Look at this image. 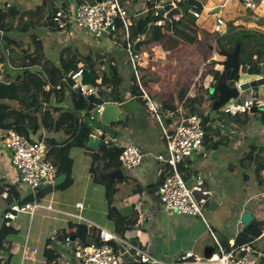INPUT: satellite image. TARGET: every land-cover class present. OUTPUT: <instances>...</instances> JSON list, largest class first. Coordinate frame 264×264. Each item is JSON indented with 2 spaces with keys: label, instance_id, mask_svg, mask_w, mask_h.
Instances as JSON below:
<instances>
[{
  "label": "rangeland",
  "instance_id": "rangeland-1",
  "mask_svg": "<svg viewBox=\"0 0 264 264\" xmlns=\"http://www.w3.org/2000/svg\"><path fill=\"white\" fill-rule=\"evenodd\" d=\"M162 1L163 3H169V1L172 2L173 0ZM235 1L238 2L237 5H234ZM61 3L62 2L58 0V2L55 4L56 7H63ZM0 4L3 7H16L20 12V14L13 19L12 26L16 28H24L23 25L34 23L36 20L44 23L43 26H38L37 28L36 26L32 27V29H29L26 33H21L22 30H20L17 34L18 36H16L17 38L19 37L18 40L21 44L20 47H16L13 44L7 45L6 41L3 40L0 34V41L2 42L3 48L6 49L5 54L7 57V64L15 71V73L22 74L23 72L21 70L22 63L24 62V60L22 59L23 53H27L32 56H43L44 60L38 59L37 62H41L42 66L45 67H48L51 64H59L62 54L66 57L70 56L69 54H74L76 52L83 55H90L93 61L97 63L96 68L99 71L100 76L104 71L109 72V65L111 62H114L120 71L122 80L121 97L123 100V115L121 116V119L125 121L128 116L130 120L127 130L122 128L123 124H113L112 126L104 128L106 129L108 137H110L111 139H116V141H113L114 143L110 144V147L112 148L113 145L121 146L122 144L127 143L126 136L131 135L136 139L135 141L137 145L142 148H149V144L147 142L148 137L150 142H152L155 152L151 156L147 155L144 162H146V160H149L150 158L156 160L155 157L157 156V153L166 151V142L164 140L162 129L157 121L156 115L150 112L142 102V100L144 101L146 99H144V95L141 92V89L138 88V86L134 90L136 91V94L133 98V93L130 88L133 85V78L135 77L134 69L129 62V57L123 47L118 46L119 44L114 40L109 41L110 38L107 36V34H104L101 37H90L86 32L79 29L72 31V33H69V35L65 32L51 31L52 24L49 19V17L51 16V12L46 13V7L49 8V4L44 0H2ZM164 5H166V3ZM196 5L202 7L200 11L201 17L194 23L189 22L188 24L184 25L185 34H179L178 36L171 37V33L167 32L165 35V39L148 44L147 48L142 53L143 58L139 61V71L140 77L142 76V86L152 99L153 103H155V105L158 104V107H156L163 120L165 116L164 114H167L169 116L171 112H186V110L188 109L187 106L190 103L191 98L193 97H197L200 100H203V104H201L200 107L201 110H204L205 112L209 111L210 104L207 94H211V90L213 87L211 86V84H214L215 82V79L212 77V71L214 70L213 67L215 66L214 60L219 58L224 60V58L219 54V36H217L214 32V26L218 18L228 20V22H225H227L231 26H235L237 29L236 33L239 36L244 31L251 30L250 28L252 25H260L264 27V15L262 13V9H264V0H257V10L246 8L239 0H199L198 4ZM125 7L130 15L134 14L135 8L148 9L146 0H139V2L135 5L132 4V0H127L125 2ZM218 7L221 8L220 12L214 13V10ZM4 9L7 11L8 7ZM36 10L38 13L40 11V14H37V16L36 14L35 16L31 15L35 13ZM253 18H257V20ZM198 24L200 25V27H203L205 29V33L202 29H200L199 32L197 30L193 31L192 29H190L192 25L194 26ZM196 36H202V38L198 40ZM6 45L7 47H4ZM2 54V51H0V58L2 57ZM152 55H155V58L157 60H148V57ZM98 62H103L104 64H98ZM0 64L2 63L0 62ZM144 67L145 69L143 70ZM219 70H222V67L219 66ZM3 73H5V67ZM145 78H149L148 80H151V86L153 87H150L145 83ZM183 93H185V95L182 97ZM8 96L11 95H6V97H4V102L6 103V112L9 115L5 116V118L2 119L1 122H7L4 123L5 125H12L14 112L22 109L24 103L20 98L19 100L17 98ZM256 97L257 96H253V93L251 94V91L249 90L245 92V94H242L237 100H243L246 98L252 100ZM259 99L263 100L264 94H259ZM237 100H232L230 104L232 106H236L235 101ZM147 104L149 103L147 102ZM165 107H167L168 109H165ZM161 110L163 111V113ZM93 116L95 117L94 128H101V119H99V117H97V115L95 114H93ZM218 120H228V116L217 118L214 121H211V123L217 122ZM208 128L209 134L214 132L212 124L209 125ZM65 136L66 134L62 132L56 133L44 129H42L39 134H36V137H44L46 139L49 138L57 140H61V138ZM140 147L138 148L141 149ZM71 150L72 156L76 160V172H79L82 177L85 173V169L86 173H88L90 165L92 164V158L90 155L85 154L84 152L86 151H83L82 148L71 147ZM248 150L249 148H247V151ZM142 151L145 152L144 150ZM214 152L215 153L213 156L220 155V157H216L214 159V165H219L222 162L223 166L219 169L217 184L211 181V176L216 169V167L213 166L210 162L211 158L208 160V169H200L195 166L196 160L199 158L195 155L193 157V166L192 168H190V172H187L186 174L194 175L197 171H199L200 173H202L199 175L202 178H205V182L207 180L208 184L210 183L212 187L211 202H215L218 207L215 210H211L210 206H208L203 210V214L207 224L215 229L214 231H216V235H218L219 238L222 239V237H226L227 234H233L236 224V214L239 213L242 208L244 210L248 209L252 212L253 208L251 207H253L254 205H258L260 208H262L264 204H262L263 202L260 200V198L256 197L255 195H253L255 198L251 199L246 192L247 186L245 184L248 182L245 181L244 175L247 174L248 176H251L254 174V171L251 168L249 169V167H243V165L248 166L249 163L245 162L242 163V165L241 163H235L232 165V158L229 156H225L226 152H236V150L233 149L232 143H227L223 146L220 145L219 149L215 150ZM238 152V157H241L243 155V151ZM204 154H207V156H209L208 152L206 151L204 152ZM223 157L224 160L222 159ZM157 164L160 168L158 162ZM229 167H232V169H230ZM134 170L126 172L124 174L127 177ZM98 178L99 176L96 180L94 178L91 181V185L89 188L85 184V179L83 181V179L79 177L76 186L68 188L66 190L59 188H50L47 194L42 199L36 201L40 204L46 205L49 203V200L51 198H53V200L55 201L70 199L75 202L77 200H80V202H84L86 204L87 211L91 213L89 214V216L94 218V220H96L97 222L99 221V223L101 224H108L106 222L109 221V212L106 208V200L110 183L102 180L101 178H99L98 180ZM209 180L212 182V184ZM120 181L122 180H119L118 182L120 183ZM186 182L188 185H191L195 182V178L193 176L188 177L186 178ZM85 185L88 189H90L89 195L87 196V198L91 199L92 201L89 202L90 205L84 199V197H86ZM93 188L96 189L95 192ZM19 190L21 192H29L28 189L21 183L19 185ZM45 190L47 189H44V191ZM38 192L39 191L35 193L36 199L38 197ZM8 203L10 207L11 203L9 201ZM67 203L70 202L68 201ZM54 206L58 207L56 204ZM71 208L72 211H76L75 208ZM4 210L5 205L0 199V218L4 215ZM80 211H82L83 215L84 213L85 215L87 213V211H84V209ZM168 213L175 217V219L178 218L180 220H187L193 218L186 215H179L174 212ZM18 215L20 216V219L16 221L15 224H20V226L22 227V234L27 233L28 227L31 226L30 235L32 234L33 237L40 230L44 232L45 230L52 229V233L55 234L54 231H56V222H54L53 218L55 216L63 217L60 214L48 212L47 210L41 208L36 210L35 220L33 219V221L30 220V212H21L18 213ZM199 219H197L196 222ZM82 224L85 226H89V224L85 221L82 222ZM42 226L44 227L42 228ZM108 231L112 232V229H109ZM55 238L57 237L54 236L53 239L55 240ZM204 244H210L211 247H215L216 249V245L214 244L213 239L208 234L205 238V241L202 242L196 250V253L198 255L203 256L204 251H202L201 249L202 245ZM119 249L123 256H125L122 259L127 262V259H130L133 253L126 246L120 245ZM160 259L163 262H174L177 260L164 257ZM133 262H135L134 258Z\"/></svg>",
  "mask_w": 264,
  "mask_h": 264
},
{
  "label": "built area",
  "instance_id": "built-area-1",
  "mask_svg": "<svg viewBox=\"0 0 264 264\" xmlns=\"http://www.w3.org/2000/svg\"><path fill=\"white\" fill-rule=\"evenodd\" d=\"M147 4H151L154 0H146ZM187 0H173L170 2L172 7L184 6ZM246 8L257 10V0H239ZM154 16L157 18L154 21L155 27L163 28L166 25L165 19L160 18V9L164 8V4L154 3ZM167 5V4H166ZM191 14L199 19L201 14L196 10H191ZM51 23H54L59 30L65 32L69 29L70 32L75 29L86 32L90 37H101L107 34L112 40L116 41L119 46L123 47L129 57V62L133 66L134 76L137 81L138 88L147 100L148 108L156 115L157 121L162 129V134L166 142V152L155 157L160 164L162 174V182L159 184L156 194L163 205L169 211L179 215L188 217H198L205 220L203 210L211 205L212 190L205 183V178L200 175L185 174L182 167H186V163L196 155L201 154L205 140L209 133L205 129L202 119L198 115H188L185 112H171L168 116L169 124L161 118L158 109L153 103L150 96L145 91L141 83L139 61L143 58L142 54L134 49V42L131 40V30L135 23V17L130 16L127 9L124 7L122 0H98L93 3L91 0H76V3L70 6L60 7L55 14H51ZM227 23L224 19L218 18L214 27V32L217 34H225ZM126 42V46L121 41ZM83 69L80 68L72 79L75 81L74 88L82 96L95 94L98 96L100 81L97 80L95 87L83 85L81 83ZM4 65L0 64V82L4 81L2 74ZM46 92L52 89L50 84L45 87ZM108 104H96L90 112L91 116L85 118L94 121L97 115L99 119L104 111V106ZM119 104V103H115ZM236 106H230L223 109V113L232 112ZM256 108L257 113H264V101L258 99H247L240 104L236 109L239 114H251V111ZM176 120V121H174ZM101 131H98L97 136L100 137ZM3 149L10 155L11 166L17 171L20 183L29 191V194H35L41 189H48V185H53L58 177L55 162L50 155V147L43 137L39 141H31L18 127H9L5 129L3 135ZM113 140L108 135L103 140L107 147ZM145 154L141 149L134 145H126L121 155V163L124 173L130 172L143 165ZM110 162V152L100 159L101 172L106 173V166ZM193 176L195 182L188 185L186 178ZM261 180V191L258 198L264 202V169L259 173ZM6 189V188H5ZM5 200L11 204L9 210L5 213V220L8 222L15 221L18 213L30 212L34 215L37 209L42 208L36 203H21L20 198L12 193L5 191L3 193ZM77 208L82 210L83 205L78 204ZM51 209V208H49ZM68 216L76 217L81 223L85 220L81 216L68 214ZM206 221V220H205ZM89 228H94L97 233L96 237L89 245H80L75 252L77 260L81 264H122L123 254L119 250V246H126L134 252L139 264H161L160 261L151 256L146 249L134 248L128 244L127 240L116 233L109 232L104 228L95 226L91 223ZM68 231V230H67ZM209 232L215 241L216 249L214 255L210 259L199 257L192 252H187L181 261H190V264H260L264 259V253L253 248L252 244H244L227 250L215 233L209 228ZM72 230L66 233L67 236L72 235ZM246 252L245 257H241V253ZM23 256L31 258V251L25 247Z\"/></svg>",
  "mask_w": 264,
  "mask_h": 264
},
{
  "label": "crops",
  "instance_id": "crops-1",
  "mask_svg": "<svg viewBox=\"0 0 264 264\" xmlns=\"http://www.w3.org/2000/svg\"><path fill=\"white\" fill-rule=\"evenodd\" d=\"M60 1L62 2L61 4L63 7L70 6L76 3V0H60ZM126 1L127 0H122L124 7H125ZM198 1L199 0H195L196 3H198ZM138 2L139 0H132L133 5L137 4ZM159 2L160 4L163 3L162 0H160ZM165 3L167 4L168 2H164L163 4ZM48 4L50 5L49 2ZM237 4L238 2L235 1L234 5H237ZM7 7L9 6L3 7L0 4V9H4ZM46 8L48 9V7ZM218 8L221 10L220 7ZM218 8L214 10V13H216V10ZM148 11H149V5H148V9L147 8L146 9L135 8L134 14L133 15L129 14V15L138 19L141 16L145 15ZM262 13L264 15V9H262ZM35 14L37 16V14H40V11L38 13L36 10L35 13L31 15L35 16ZM253 19L257 20V18H253ZM225 21L228 22V20L226 19ZM12 23H13V19L8 18V17L3 18V20L0 21V34L3 40H5L4 37H8L12 40L10 45L13 44L16 47H20L21 44L18 40L19 37L18 38L16 37L18 36L17 34L19 33L20 30H22L21 33H26L28 32L29 29H32V27L30 26V27H24V28L19 29V28L12 26ZM34 23L36 24L35 25L36 28L38 26H43L44 24L40 22L39 20H36ZM258 28H261L260 30L264 31V27L260 25L258 26L252 25L250 29H258ZM190 29H192L193 31L197 30L198 32L200 29H202L204 30L203 32L205 33V29L203 27H200L199 24L194 25V26L192 25ZM196 37L198 40L202 38V36H196ZM111 40L112 39L110 38L109 41ZM155 57H156L155 55L149 56L148 60H154L156 59ZM0 60H2V57L0 58ZM214 61H215L214 62L215 66L213 67L214 70L212 71L213 72L212 77L216 79L215 76L217 75V73L222 72V70H219L218 62L223 61V60L219 58ZM2 64L4 65V63ZM254 64L255 65L257 64V60L254 61ZM144 69L145 67L143 68V70ZM254 70H258V69H254ZM259 70H261L260 76L239 75L240 76L239 83L251 82L254 80H258L259 78H264V65H262ZM4 75L5 73L2 74L3 80L8 82V80L4 78ZM145 79H146L145 83L148 84L150 87H153L151 86V80H148L149 78H145ZM252 93H253V96H257V98L259 99V94H264V86L251 90V94ZM135 94H136V91L134 93V96ZM262 101H264V99ZM142 102L144 101L142 100ZM119 105L121 106V109H122V105L121 104ZM156 106L158 107V104H156ZM62 107H64L66 110L70 109L68 100H66L62 104ZM147 109H148V105H147ZM148 110L150 111V109ZM164 115L169 120L167 114H164ZM260 115L261 113L259 114L256 113V114H251L249 116L244 117L243 114H241L238 116L237 122H235V121H232L230 114H227V115L225 114L223 116L224 117L228 116V120H223V121L218 120L217 122H214V123L210 122V125L212 124L214 128V132L209 134L208 137L206 138L204 148L201 154L197 155V157L199 158L196 160L195 166L200 169H208V164H209L208 160L211 158V161H210L211 164L216 167V169L213 172V175L211 176V181L213 183L217 184L219 169L223 167L222 162L219 165L217 164L214 165L213 163L216 157L217 158L220 157V155L213 156L215 153L214 151L218 150L220 145L223 146L227 143H232L233 149L236 150V152H232V153L226 152L225 156H229L232 158V162H231L232 165L235 163H241L242 165V163L248 162L249 165L248 166L243 165V167H249V169L251 168L252 170L254 167L253 159L248 157V154L252 151H255L256 153L260 152L261 154L264 155V124L261 121ZM245 119H247V121L246 123H243L245 122ZM83 120L86 121L85 118ZM211 121H214V120H211ZM168 122L169 121H167V123ZM4 123H7V122H4ZM241 123H243V125H241ZM128 126H129V121L127 125L124 127L122 126V128L127 130ZM4 133H5V129L4 128L0 129V138H1L0 179H3L4 183L7 185L9 184L19 185V175L17 171L14 170L11 166L10 155L6 150L2 148L3 147L2 140H3ZM65 138L66 137H62L61 140H65ZM34 139H38V137H36L35 135ZM126 139H127V143H124L119 147L126 146L127 144L129 145L134 144L140 147L139 145H137L135 141L136 139L133 138V136L127 135ZM112 140L116 141V139H113V138ZM147 142L149 144V148L147 149L142 148V147L140 148L145 151V154H149L151 156L153 155L155 150L153 148L152 142H150L149 140V137H148ZM247 148H249L248 151H247ZM83 151H86L84 153L87 155H90L92 158V153H91L92 151L88 149H83ZM205 151L208 152L209 156H207V154H204ZM238 151H243V155L241 157H238L239 155ZM165 152L157 153V156L159 154H164ZM71 157L73 158V161H74V166H73L74 183L70 188L77 185L79 177L83 179V181L85 179V184L87 185V187L90 188L91 181L95 178L90 171L91 165L88 170V173H86V169H85V173L81 177L79 172L78 173L76 172V169H75L76 160L72 156V150H71ZM152 159L153 158L146 160V162H144L143 165L135 169L132 173H130L129 176L126 177L125 175V178L122 181H120V183L118 181H115L114 184H110V187L112 186L114 190L112 192L111 199H109V190H108V195H107V200H106L107 202L106 208L108 212H109V207L112 206V208L118 211L121 215L131 220L133 224L125 232L123 237L127 240L128 244H130L132 247L146 249L151 254V256L157 259L158 261H160L161 264H190V261H185V262L181 261V258L187 252H192L195 255L204 258V256L210 254L211 250L215 247H211L210 244L202 245L201 250L204 251L203 256L198 255L196 253V250L201 245V243L205 241V238L208 234L212 238L209 232V228L214 233L216 232L214 231L215 229H213L210 225H208L205 220L199 219L198 217H193L187 220H180L177 217H176L177 219H175V217H173L171 214L168 213L169 211H167L162 206L156 194V190L163 179L162 178L163 171H161V167L159 168L156 160L154 159L152 160ZM222 159L224 160V157ZM186 165H187L186 168H188V171L190 172V168H192L193 166V158L189 161V163L187 162ZM229 168L232 169V167H229ZM100 169H101V166H100ZM107 172H111V170ZM103 174L105 173H102L99 175V178H101L102 180H104L102 178ZM196 174L199 175L202 173L197 171ZM244 178H245V181L248 182V183L245 182L246 183L245 185L247 186L246 192L249 195V197L251 199L255 198L253 195L258 197V194L261 191L260 177L259 176L256 177L254 173L251 176H248L247 174H245ZM205 183H207L206 185L209 187V189L212 190V187L210 183L208 184L207 180ZM86 185H85L86 197H84V199L90 205L89 202H92V201L91 199L87 198V196L89 195L90 189H88ZM93 190L94 192L96 191L95 188H93ZM20 194H21L20 196L21 203L29 195L33 197L35 196V194H29V192H26V191L25 192L20 191ZM0 199L5 205V210L3 212V214L5 215V213L8 210L9 203L7 200H5V197L3 198L1 196V194H0ZM68 201L72 204L67 203ZM35 203L40 204L39 202H35ZM55 204L58 207H55L54 206ZM78 204H82L84 211H87L86 204L84 202H80V200H77L75 202L70 199L62 200V201H55L53 200V198H51L48 204L46 205L40 204L42 206L41 209H45L48 212L60 214L63 216V217L55 216L53 218L54 222H56L55 228L57 232L54 231L55 234L52 233V229L45 230L44 232L40 230L33 237L32 234L30 235L31 226L28 227L27 233L22 234V227L20 226V224H17V223L15 224V222L20 219L19 215L17 216V219L15 221L7 222V226L14 228L17 232L15 234L9 235L7 239L4 241V243L2 244V247L0 246V258L4 259L3 264H81L75 256L76 249L81 245L80 240H77L79 238L78 236L80 232L79 227L80 226L86 227V230L92 239L91 241L95 239L92 233L96 235L97 231L96 230H94V232L90 231L92 230L91 228L83 225L76 217L68 216V214L75 215V216H81L85 220L86 223H91L95 226H99L101 228L106 229L107 231L109 229H112L113 233H115L116 226H115V223L111 220L106 222L108 224H105V223L101 224L99 223V221L97 222L96 220H94V218L89 216V214L91 213L88 211L86 215L85 213L83 215L82 211H80L77 208ZM262 204H264V202ZM71 207L75 208L76 211H72ZM217 207L218 205L216 204V208ZM251 208H253L252 212L248 209L244 210L242 208L241 211L236 214L237 216L235 219L236 224L234 227L233 234H227L226 237L223 236L222 238H225L226 240H228L231 246L232 244H235V240L237 236L245 229L241 223L242 214L244 212H249L254 215L257 221L263 222V226L260 227L262 229V235L259 238L255 239L252 245L253 247L255 246L257 247V248L255 247L257 251L264 253V206L260 208L258 205H254ZM4 215L0 218V226L3 223V221H5ZM35 216H36V212L34 213L33 216L29 215L30 220L31 221H33V219L35 220ZM197 219L199 220L196 222ZM43 227L44 226H42V228ZM70 230H72L73 234L71 235V238L69 240H65L64 238L66 236V233L70 232ZM52 236L53 237L56 236L57 238H55L54 240ZM216 237L218 238V240H221L218 235H216ZM72 238H75V239H72ZM213 242L215 244L214 239H213ZM25 247H27L31 251V258H25L23 256ZM132 253L133 254L131 255L130 259H127L128 260L127 262L123 259L122 264H132V263L139 264V262H137V259L134 255V252ZM124 257L125 256H123V258ZM163 257L169 258V259H177V260L174 262H171V261L163 262L160 259ZM133 258L135 262H133ZM260 264H264V259L262 260V262H260Z\"/></svg>",
  "mask_w": 264,
  "mask_h": 264
},
{
  "label": "trees",
  "instance_id": "trees-1",
  "mask_svg": "<svg viewBox=\"0 0 264 264\" xmlns=\"http://www.w3.org/2000/svg\"><path fill=\"white\" fill-rule=\"evenodd\" d=\"M2 0H0L1 2ZM45 2H49V8L47 9L46 13L51 12L55 14L60 7H56V3L58 0H44ZM93 3L97 2L98 0H91ZM160 0H154L153 3L149 5V11L141 16L140 18L135 20L134 26L131 30V40L135 42L139 37H141L148 29L150 24L154 23L157 19L154 16V3H160ZM170 2L164 6L163 9H160V18L165 19V14L170 10ZM187 5L191 6L192 10H196L201 13L202 7L196 5L198 3L195 0H187ZM9 8V7H8ZM194 8V9H193ZM11 18L14 19L16 16L9 14L8 10L0 9V21L3 18ZM51 20V17H50ZM197 20L190 12L180 18L177 22V26L175 31H172L171 24L166 21V25L163 28L155 27V31L153 33V38L151 42H157L159 40L166 38V33L170 32L171 37L178 36L179 34H185L184 25L188 24L189 22L194 23ZM51 31L53 32H62L58 29V27L51 23ZM36 24L32 23L29 25H23V27H34ZM231 31L226 32L223 35H219L218 37V48L220 50H224L227 53H233L235 51L236 45L239 44L241 46L240 51V62L242 65H246L249 68L253 69H260L262 65H264V31L258 29H251L244 31L240 36L237 35L236 27L231 26ZM184 32V33H183ZM66 33H71L69 29ZM183 36V35H182ZM189 37V36H187ZM7 45L11 44V39L8 37H4ZM121 41V40H119ZM124 46H126V42L121 41ZM149 42V43H151ZM172 42V41H171ZM4 46V47H7ZM5 50L3 48L2 42L0 41V51H2V60L1 63H4L5 67V75L4 78L8 80L0 82V129H7L9 127H18L29 140L31 141H39L42 137H38V139H34V136L38 134L42 129L56 132V133H64L66 134L65 140H57V139H46V143L50 147V155L55 162L57 175H67L66 182L59 187V189H68L70 188L73 183V166L74 161L71 157V147H78L82 149H88L87 143L88 139L92 134L94 128V121H90L86 119L83 120L84 115L86 117H90L91 113L88 112L89 102L86 97L82 96L78 91L74 88L75 81H73V75L79 71L80 68H86L91 72L95 73L98 76V80L100 81L99 84V92H98V100L96 104H103L105 102L108 103H119L123 105V100L121 97V74L118 67L115 65L114 62H111L109 67V72L104 71L103 74L100 76L99 71L97 70L95 63L90 55H83L81 53H74L69 54L70 56L66 57L62 54L59 64L57 65H49L48 67L42 66L41 62H37L38 59H43L41 55H30V54H22V59L24 62L22 63L21 70L23 71L22 74H17L15 71L8 66L7 64V57L5 54ZM256 58V59H255ZM257 60V64H254V61ZM104 64L103 62H98V64ZM33 67H39L42 69V72H31ZM7 72V73H6ZM221 73L218 72L215 76L214 86L220 79ZM12 80V81H11ZM11 81V82H10ZM238 81V79H237ZM236 81V82H237ZM50 84L52 89L49 92H46L45 86ZM233 83L232 85H234ZM137 87L136 78H133V85L130 88L133 96L135 93V89ZM208 91V90H206ZM23 93V94H21ZM10 94L12 98L21 99L23 101V108L15 111L13 116L12 125H5L1 122L5 116L9 115L6 112V103L4 102V97ZM245 94V93H244ZM185 95L183 93L182 97ZM208 95L209 104H211L214 100L217 99V93L211 92ZM19 99V100H20ZM246 99L237 100L235 101L236 107L234 110L228 114L231 115L232 121L237 122V118L239 115L237 112V107L242 104ZM68 100L70 102V109L66 110L62 107V104ZM189 101V100H188ZM147 107V100L143 102ZM201 104H203V100H200L197 97H193L190 100V103L187 106V113L188 115H196L197 111L200 109ZM232 106L230 103L225 107ZM149 109V108H148ZM165 109H168L165 107ZM223 111V110H222ZM220 112V116L225 115V113ZM227 115V114H226ZM251 114H244L243 116H249ZM233 117V118H232ZM261 121L264 124V113L260 115ZM121 119L119 124H123V127L127 125L129 118L127 117L125 122ZM168 119L166 120V122ZM247 119H245L246 123ZM211 122V121H210ZM241 123V125H243ZM210 125V124H209ZM245 125V124H244ZM101 126V125H100ZM206 131L208 132V126H205ZM65 130V131H64ZM206 141V140H205ZM89 150V149H88ZM124 150V147H119L113 145L111 147H107L104 144L99 148L96 152L92 153V164H91V173L95 177L102 174L100 170V159L105 156L107 152H110V162L106 166L107 171L117 170L122 167L121 163V155ZM248 157L253 159V170L256 177L259 176V173L262 169H264V155L256 153L252 151L248 154ZM106 171V172H107ZM183 173H187L188 168L182 167ZM99 180V178H98ZM6 188V189H5ZM113 187L111 186L109 189V199L112 198ZM8 191L13 195L20 198L21 194L19 191V185H7L4 183L3 179H0V194L4 198L3 193ZM49 189L39 190L37 193V199L35 196H28L22 203H35L36 200L42 199ZM210 206V205H209ZM109 220L115 223L116 229L115 233L124 236L125 232L131 227L133 222L126 218L125 216L121 215L118 211L114 208L109 207L108 213ZM7 220L3 221L0 226V246L7 239V237L11 234H15L17 231L7 226ZM79 238L80 244L82 246L89 245L91 243V237L89 236L86 227L80 226L79 227ZM92 232H94V228H91ZM94 237L96 235L92 233ZM262 235V229L257 226H253L249 229H244L236 238L234 247L242 246L244 244H253L254 240L259 238ZM70 236H65V240H69ZM222 244H226V249L231 250L232 247L228 240L222 238L220 240ZM256 247V246H255ZM253 247V248H255ZM257 248V247H256ZM255 248V249H256ZM257 250V249H256ZM263 260V259H262ZM262 262V261H261ZM133 264V263H132Z\"/></svg>",
  "mask_w": 264,
  "mask_h": 264
},
{
  "label": "water",
  "instance_id": "water-1",
  "mask_svg": "<svg viewBox=\"0 0 264 264\" xmlns=\"http://www.w3.org/2000/svg\"><path fill=\"white\" fill-rule=\"evenodd\" d=\"M191 10V6H175L172 7L166 14V20L171 24L172 31L174 32L177 26V22L181 17L189 13ZM220 9L216 10V13L219 12ZM8 13L14 16H18L20 12L16 7H9ZM155 31V24L152 23L148 27L147 31L139 37L134 42V49L138 53L142 54L147 48L149 42H151L153 38V33ZM231 31V27L227 25V32ZM240 51L241 46L239 44L236 45L235 51L233 53H227L224 50H220L219 54L224 58L223 61H219L218 65L222 67V72L219 81L212 87L211 92L217 93V99L214 100L211 104L209 111H204L199 109L197 111V115L202 119L203 123L206 126H209L211 120H215L220 116V112L232 101L237 100L239 97L247 91H251L255 88L264 86V78H259L258 80H254L251 82L239 83L240 76L239 75H261V70H254L249 68L246 65H242L240 62ZM31 72H42V69L39 67H33ZM238 79V81H237ZM98 76L91 72L90 70L84 68L82 74L81 83L83 85H90L95 87L97 85ZM237 81V82H236ZM235 82L234 85H232ZM87 100L89 102L88 112L93 110L95 103L98 100V96L95 94L88 95ZM257 109L254 108L251 111V114H256ZM123 115V111L119 104L108 103L104 106V111L101 116L100 124L101 128L94 129L92 131L91 136L88 139L87 148L91 151H98L102 146L103 140L107 136L106 127L112 126L113 124H119L121 121V116ZM170 123V122H168ZM98 131H101L100 137L97 136ZM102 178L109 182L110 184H114L115 181L123 180L125 178V174L121 168L107 172L102 175ZM67 180V175L63 174L57 177L55 183L53 185H48L47 188H59L61 187ZM160 201V200H159ZM216 204L215 202H211L210 209L215 210ZM241 223L244 228L249 229L253 226L262 227L263 222L257 221L253 214L249 212H244L242 214ZM76 237V236H74ZM75 239V238H72ZM226 244L224 243V247ZM215 253V248H213L210 254L205 255L204 258L210 259ZM241 257L246 256V252H242ZM4 259L0 258V264H3Z\"/></svg>",
  "mask_w": 264,
  "mask_h": 264
},
{
  "label": "clouds",
  "instance_id": "clouds-1",
  "mask_svg": "<svg viewBox=\"0 0 264 264\" xmlns=\"http://www.w3.org/2000/svg\"><path fill=\"white\" fill-rule=\"evenodd\" d=\"M185 5H187V4H185ZM185 5H184V6H185ZM191 10H192V9H191ZM191 10H190V13H191ZM49 18H50V17H49ZM135 20H136V18H135ZM51 21H52V20H51ZM166 21H167V20H166ZM214 27H215V26H214ZM226 32H227V28H226ZM216 35L219 36L220 34H217V33H216ZM222 35H223V34H222ZM2 82H3V81H2ZM4 82H5V81H4Z\"/></svg>",
  "mask_w": 264,
  "mask_h": 264
}]
</instances>
